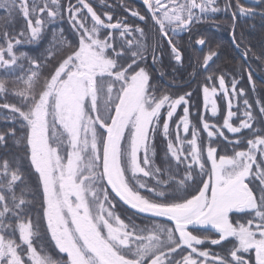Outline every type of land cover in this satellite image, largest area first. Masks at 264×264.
<instances>
[{
    "label": "snow or ice",
    "instance_id": "6c2138e0",
    "mask_svg": "<svg viewBox=\"0 0 264 264\" xmlns=\"http://www.w3.org/2000/svg\"><path fill=\"white\" fill-rule=\"evenodd\" d=\"M143 4L148 17L131 15L158 29L152 44L144 27L114 22L89 0H0V10L25 21V30L0 35V109L14 124L0 131V264H264V103L256 101L257 118L235 77L229 87L225 73L211 74L217 53L210 50L201 65L209 72L204 110L217 116L219 91L227 112L220 127L201 115L202 138L190 120L192 93L160 92L143 66L149 54L157 63L161 40L181 61L170 32H190L222 9L217 0ZM232 7L227 0L225 9ZM258 14L264 16V0L252 6L235 0L234 41L235 18ZM64 19L74 41L61 29L43 61L17 52ZM250 51L243 49L245 59ZM247 77L255 91L251 71ZM241 97L244 111L234 124V100ZM224 129L241 135L229 139ZM157 135L166 141L163 168L154 163ZM214 138L226 141L231 154ZM8 139L19 151L7 152ZM121 202L145 220L119 212ZM207 229L216 238L201 231ZM224 242L222 252L200 247Z\"/></svg>",
    "mask_w": 264,
    "mask_h": 264
},
{
    "label": "trees",
    "instance_id": "16d2710c",
    "mask_svg": "<svg viewBox=\"0 0 264 264\" xmlns=\"http://www.w3.org/2000/svg\"><path fill=\"white\" fill-rule=\"evenodd\" d=\"M91 4L98 14H102L104 12L110 13L113 16L114 22L120 19L125 20L129 25L134 27H144L150 44L154 43L159 35L158 29L152 25L150 20H148L147 24H145V22L140 21L138 17L131 15V10H136L141 15L148 17V12L145 7L137 2H115L110 0L105 3L97 2ZM102 18L106 19V17L103 16ZM253 19L254 20H252L250 25H244L240 22L236 28L235 37L236 42L241 43L240 51H237L231 39L233 20L232 16L229 14L230 26L227 25L225 28H214L212 27V24L209 23L203 27L202 19L201 21L195 23L192 26L191 31H187L185 36H173L174 43L182 52L181 61L178 62L174 59L167 42L161 40L160 48L156 53L158 57L157 63L155 65L152 63V56L150 54L144 62L143 66H145L149 71L151 82L160 92L167 93L173 97L183 95L186 92L192 93L188 105L190 120L192 124H195L201 129L202 138L206 137L207 133L202 129L200 122L201 115H203L205 119H208L210 124L220 127L227 112V100L226 98H222V94L219 91L217 96L214 97L218 104L217 116L212 117L209 110L206 112L204 110L202 85L209 72L205 71L201 65L203 58L210 50L217 53V55L213 57V60L209 62L211 74L219 75L220 73H225L226 84H228L229 87L231 78L235 77L239 81L237 89L243 88L245 90V96L248 98L249 103L252 104L253 114L259 118V105L256 101L258 99L261 103H264V81H262L264 80V17L256 15ZM252 23L254 24L253 26ZM61 29H63V35L68 40L74 41L76 39L70 22L67 19H64L49 25L47 31L38 42L22 43L17 46L16 50L17 52L27 53L29 57L35 58L38 62L43 61L50 48L55 50L56 43L53 39V35L54 33L58 34ZM22 30H25V21L19 13H15L9 17L4 10H0V35H2L5 31L14 35ZM199 38H204L206 44L203 46L196 44L195 41ZM58 39L59 36L57 35V40ZM2 42V39H0V43ZM245 47L251 49L247 59H245L242 55V51ZM150 52L151 48H149V53ZM256 57H260V59H257ZM25 65L27 67V62H25ZM50 66L51 64L49 67ZM44 71L47 72L48 69L45 68ZM248 71L252 72V80L256 85L255 91L252 90L251 83L248 80ZM161 73L164 74L161 75ZM16 74L18 75L19 71ZM0 75H3V73H0ZM242 99L243 97L234 100V107L232 111L237 112V117H234L232 121L234 124L238 123V118L242 116L244 111ZM9 101L12 102L11 97L9 98ZM0 103H3V100H0ZM182 107L183 105L177 109V113L173 118L174 120L176 117L182 115ZM9 115V110L0 109V131L14 126L12 120L9 119ZM224 132L229 139H235L236 136L241 135L231 134L226 129H224ZM242 135L247 136L248 130H244ZM214 139H218L221 149L228 154H231V147L226 141H223L222 138ZM243 148L244 145L241 144L240 150H243ZM165 150L166 141L162 138V136L157 135L155 141L156 157L154 163L162 168L164 167ZM4 151L5 149H0V154H3ZM17 151H19L17 146L14 145L11 139H8L7 152L14 153ZM221 154L224 153L222 152ZM163 178L166 179L167 177L165 176ZM204 178L206 179L207 177L205 176ZM29 180L34 183L35 177H29ZM148 182L152 183L150 178L148 179ZM117 210L126 216L132 217V219L137 223L145 220L144 215L136 214L135 210L130 209L122 202L118 203ZM38 211L39 205H37V212ZM201 231H206L212 236V238H216L215 235H213V230L211 229ZM200 247L201 249H206L210 252H222L224 248L228 247V243L224 242L222 245H211L210 243H205Z\"/></svg>",
    "mask_w": 264,
    "mask_h": 264
},
{
    "label": "flooded vegetation",
    "instance_id": "af4514ba",
    "mask_svg": "<svg viewBox=\"0 0 264 264\" xmlns=\"http://www.w3.org/2000/svg\"><path fill=\"white\" fill-rule=\"evenodd\" d=\"M110 0H89L90 3H97V2H108ZM115 2H127V1H132V2H136L135 0H113ZM227 0H217V3H218V6L222 9L221 11L215 13V14H212L211 16L209 17H205L203 18V27L209 23V24H212V27L214 28H217V27H221V28H225L227 25L230 24V21H229V14L231 15L232 11L235 10V0H232V3H233V7L232 8H229V9H225V4H226ZM138 3V2H137ZM241 3H244L245 6H252L254 3H255V0H241ZM140 4V3H139ZM261 9L258 8V11H260ZM232 16V15H231ZM258 16H261L258 14ZM255 17V16H254ZM254 17H246V16H240L238 15L236 18H235V31H236V28L238 26V24L241 22L243 23L244 25H250L252 20H254L253 18ZM261 17H264V16H261ZM233 20V18H232ZM234 23V21H232ZM254 24L252 23V26ZM230 26V25H229ZM185 34L183 36L186 35V32L187 31H184ZM232 34H233V28H232V31H231V39H232ZM170 35L172 36H175L173 33L170 32ZM182 36V37H183ZM175 37H178V36H175ZM236 41V39H235ZM233 42V40H232ZM237 43V42H236ZM234 44V43H233ZM235 46V45H234ZM236 47V46H235ZM237 49V48H236ZM237 51H240L237 49ZM153 63V61H152ZM262 80V79H261Z\"/></svg>",
    "mask_w": 264,
    "mask_h": 264
},
{
    "label": "water",
    "instance_id": "95a60500",
    "mask_svg": "<svg viewBox=\"0 0 264 264\" xmlns=\"http://www.w3.org/2000/svg\"><path fill=\"white\" fill-rule=\"evenodd\" d=\"M135 1L138 2V3H140L141 5H143L145 7V9H146V6L143 4V0H135ZM184 34H185V32H178V33H176L174 35L175 36H178V37H182ZM232 40H233L234 45L236 46V41H234V39H233V34H232ZM237 49L240 50V48H237ZM262 81H264V80H262Z\"/></svg>",
    "mask_w": 264,
    "mask_h": 264
},
{
    "label": "rangeland",
    "instance_id": "374dc122",
    "mask_svg": "<svg viewBox=\"0 0 264 264\" xmlns=\"http://www.w3.org/2000/svg\"><path fill=\"white\" fill-rule=\"evenodd\" d=\"M155 65V64H154ZM215 99V98H214ZM217 106H218V104H217ZM209 112L211 113V111H210V108H209Z\"/></svg>",
    "mask_w": 264,
    "mask_h": 264
}]
</instances>
